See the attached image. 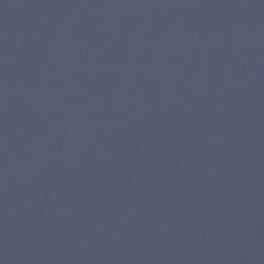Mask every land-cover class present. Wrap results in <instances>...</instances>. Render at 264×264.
I'll return each mask as SVG.
<instances>
[{"label": "water", "instance_id": "water-1", "mask_svg": "<svg viewBox=\"0 0 264 264\" xmlns=\"http://www.w3.org/2000/svg\"><path fill=\"white\" fill-rule=\"evenodd\" d=\"M0 264H264V0H0Z\"/></svg>", "mask_w": 264, "mask_h": 264}]
</instances>
